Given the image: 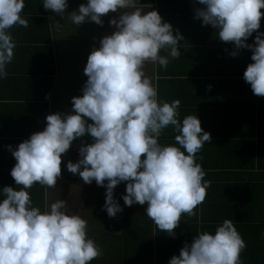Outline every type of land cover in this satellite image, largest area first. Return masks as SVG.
Masks as SVG:
<instances>
[{
	"label": "clouds",
	"instance_id": "9594fccd",
	"mask_svg": "<svg viewBox=\"0 0 264 264\" xmlns=\"http://www.w3.org/2000/svg\"><path fill=\"white\" fill-rule=\"evenodd\" d=\"M196 19L217 29L221 41L237 50L250 49L251 60L243 78L256 96L264 97V0H198ZM139 0H87L70 13L73 24L86 20L103 25L102 17L118 13L109 24L115 31L93 47L84 68L87 80L82 95L72 97V112L46 116V127L13 149L15 165L10 175L19 189L5 186L0 200V264H91L103 255L88 236L87 221L57 200L44 211L33 206L28 191L35 184L54 188L61 177L62 154L72 142L89 134L92 143L82 144L79 159L68 161L67 170L84 184L93 181L106 188L103 210L112 218L123 211L114 189L126 183L124 205H147L145 213L160 232L174 236L181 216H196L195 209L207 195L211 182L197 163V153L211 134L197 115L179 117V100H160L146 62L167 68L169 58H179V41L170 23L157 10L144 11ZM25 0H0V78L14 59L15 41L10 29L28 26L21 13ZM45 10L61 17L67 0H43ZM123 10V11H120ZM256 32L254 43L246 41ZM161 50L168 52L161 55ZM233 57L237 51L231 53ZM211 89V85L208 86ZM88 118V119H85ZM88 120L92 121L89 123ZM171 126L175 143L161 144L162 131ZM183 149V150H182ZM202 159V157H200ZM107 182V183H105ZM246 243L231 219L215 234L202 231L185 243L168 264H241Z\"/></svg>",
	"mask_w": 264,
	"mask_h": 264
},
{
	"label": "crops",
	"instance_id": "0c3cea01",
	"mask_svg": "<svg viewBox=\"0 0 264 264\" xmlns=\"http://www.w3.org/2000/svg\"><path fill=\"white\" fill-rule=\"evenodd\" d=\"M67 2L68 8L61 17L45 10L43 0H25L21 15L28 20V26L17 25L9 30L16 47L14 59L6 66L7 77L0 78V200L4 198L3 187H20L10 175L16 161L8 146L15 149L31 134L42 131L47 115L72 112V97L82 95L87 80L84 68L92 48H98L100 40L115 31L109 21L118 18V13L102 17V26L88 20L77 26L70 13L87 0ZM139 2L147 5L144 11L157 10L162 20L172 25L174 35L178 31L183 36L178 42L179 58H169L166 69L146 62L145 74L152 78L160 100L180 101L181 121L187 115H197L201 127L212 137L211 143H205L197 153L196 160L206 172L204 179L211 182L206 198L195 209L196 216H181L174 236L160 234L176 248L159 250L158 256L168 264L197 234H215L218 225L231 219L246 243L240 254L241 264H264V97L254 95L243 78L248 64L253 63L252 51L237 50L234 44L221 41L217 29L194 18L195 9L203 7L198 0ZM258 31L264 32V17ZM256 34L246 43H254ZM233 51H237L235 57L231 55ZM160 54L167 56L168 52L161 50ZM175 135L169 126L162 131L159 142L173 144ZM90 143L92 137L86 133L62 154L61 177L56 187L35 184L28 191L33 206L41 211L63 199L71 213L87 221V228L99 229L100 246L88 232L103 252L91 264H123L122 254H138L135 250H120L118 234L123 229L125 208L137 216L145 212V206L125 207L122 195L127 182H121L114 189V196L123 211L110 218L103 210L106 188L97 186L95 181L84 184L78 174L67 170L69 160L75 163L80 158L82 144ZM148 223L154 224L150 219ZM151 255L155 257V251ZM152 262L156 264L155 258Z\"/></svg>",
	"mask_w": 264,
	"mask_h": 264
},
{
	"label": "trees",
	"instance_id": "16d2710c",
	"mask_svg": "<svg viewBox=\"0 0 264 264\" xmlns=\"http://www.w3.org/2000/svg\"><path fill=\"white\" fill-rule=\"evenodd\" d=\"M260 167H262V165H260ZM262 168H264V166ZM135 205H139L141 208L143 206H145L146 208L147 206L140 205L138 203ZM123 217V229L118 234L120 238V250H124L125 253H130L132 250H135L136 252H138V254L132 256H126L122 254V257L120 258L122 260V263L153 264L152 259L155 258L156 264H165L163 258L158 256V251L166 248H176L174 246L175 244H173L171 241H165L163 237L160 236V234H163V232H160L156 225L148 223L149 218L145 212L139 213L137 214V216H135V213H132V211H130L126 207ZM130 221H136L137 223H131ZM91 228L88 227L87 231L92 235V237L97 241V244L100 246L101 240L99 239L98 234L99 229L93 228V226ZM94 230L97 233L94 232ZM103 243L104 242H102V244ZM154 251L156 253V256L152 257L151 253H153Z\"/></svg>",
	"mask_w": 264,
	"mask_h": 264
},
{
	"label": "built area",
	"instance_id": "2783aa9c",
	"mask_svg": "<svg viewBox=\"0 0 264 264\" xmlns=\"http://www.w3.org/2000/svg\"><path fill=\"white\" fill-rule=\"evenodd\" d=\"M45 97H46V99H49L50 98V94H47Z\"/></svg>",
	"mask_w": 264,
	"mask_h": 264
}]
</instances>
